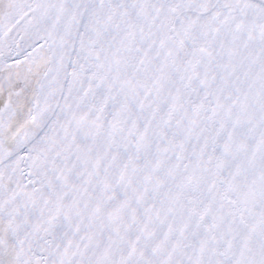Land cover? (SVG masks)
I'll use <instances>...</instances> for the list:
<instances>
[{
	"label": "snow or ice",
	"instance_id": "snow-or-ice-1",
	"mask_svg": "<svg viewBox=\"0 0 264 264\" xmlns=\"http://www.w3.org/2000/svg\"><path fill=\"white\" fill-rule=\"evenodd\" d=\"M0 264H264V0H0Z\"/></svg>",
	"mask_w": 264,
	"mask_h": 264
}]
</instances>
